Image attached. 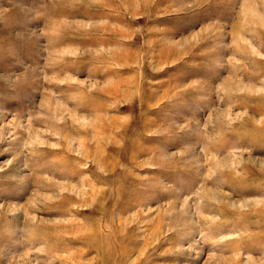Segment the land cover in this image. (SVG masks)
Returning <instances> with one entry per match:
<instances>
[{"label": "rangeland", "instance_id": "obj_1", "mask_svg": "<svg viewBox=\"0 0 264 264\" xmlns=\"http://www.w3.org/2000/svg\"><path fill=\"white\" fill-rule=\"evenodd\" d=\"M0 264H264V0H0Z\"/></svg>", "mask_w": 264, "mask_h": 264}]
</instances>
